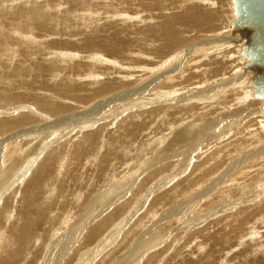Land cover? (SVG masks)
Segmentation results:
<instances>
[{
    "label": "rangeland",
    "instance_id": "rangeland-1",
    "mask_svg": "<svg viewBox=\"0 0 264 264\" xmlns=\"http://www.w3.org/2000/svg\"><path fill=\"white\" fill-rule=\"evenodd\" d=\"M232 19L230 0H0V264H264V154L243 157L263 109L230 129L263 100L219 86L237 47L198 52Z\"/></svg>",
    "mask_w": 264,
    "mask_h": 264
},
{
    "label": "water",
    "instance_id": "water-1",
    "mask_svg": "<svg viewBox=\"0 0 264 264\" xmlns=\"http://www.w3.org/2000/svg\"><path fill=\"white\" fill-rule=\"evenodd\" d=\"M233 19V38L244 42L242 50L247 59L245 67L255 76L250 79L254 87L253 97L262 99L264 114V0H230Z\"/></svg>",
    "mask_w": 264,
    "mask_h": 264
},
{
    "label": "bare ground",
    "instance_id": "bare-ground-1",
    "mask_svg": "<svg viewBox=\"0 0 264 264\" xmlns=\"http://www.w3.org/2000/svg\"><path fill=\"white\" fill-rule=\"evenodd\" d=\"M229 24H230V20H229V22H228ZM207 23H204L203 21H201L200 19H197L196 20V22H195V25H206ZM231 25V24H230ZM201 27V26H200ZM195 28V27H194ZM197 29L200 31V29L197 27ZM230 37H227V36H222V37H217V34H212V36H214L215 35V37L217 38H215V40H213L214 41V44L211 46L210 44H208V43H210L211 41H212V39L206 44L205 43V45H204V47L203 48H200V50L198 51V52H206V50L210 47V48H213V49H221L222 47H224L225 49H230V48H233V47H237V52L236 53H239V55L241 56V55H243V53H242V50L244 49V47H245V43L244 42H236L235 40H234V38H233V26L231 25V27H230ZM210 37V36H209ZM214 38V37H213ZM175 41H177V40H175ZM174 41V42H175ZM173 42V44H175L174 46H179V44H180V41L178 40L177 42H175L174 43ZM205 42V41H204ZM198 43V42H197ZM193 45V44H192ZM190 46L189 48L191 49V50H195V51H197V49H199V47L200 46H198V47H193V46ZM196 45V44H195ZM199 45V44H198ZM216 51V50H215ZM189 52H191V51H189ZM180 53V52H179ZM185 53V52H184ZM208 53H209V51H208ZM207 53V54H208ZM187 54V53H186ZM191 53H189L188 54V56L190 55ZM195 54H197V53H195ZM231 54V53H230ZM185 55V54H184ZM201 55V54H200ZM236 54L235 53H232L231 55H230V57H233V56H235ZM238 55V56H239ZM202 56V55H201ZM237 56V57H238ZM203 57V56H202ZM228 57H229V55H228ZM229 57V58H230ZM243 57V59H246L245 58V56L243 55L242 56ZM173 59V57L171 58V60ZM233 59V58H232ZM170 60V61H171ZM177 61V60H176ZM246 61H247V59L245 60V63H246ZM244 65V64H243ZM174 66H175V64H174ZM173 69V68H172ZM215 70H216V68H215ZM214 70V72H213V74L214 73H217L216 71ZM233 70V72H230V71H232ZM173 70H171V72H172ZM229 71V76L227 77V75H226V77L224 78V79H220V80H217V81H220L221 83H220V88H221V86L222 85H224V86H222V87H224V89H229L230 91H233V90H235L234 89V87H235V85H237V81L238 82H242L243 80L245 81H250V79L252 78V77H254L255 76V72L252 70V69H248V68H246L245 67V65L242 67V65L240 66V67H238V66H236L234 69L232 68L231 70ZM166 74V73H165ZM221 75V74H220ZM212 76V75H211ZM215 76H218V75H215ZM222 76H223V74H222ZM222 78V77H221ZM217 79V78H216ZM216 79H214L213 80V83H214V81L216 80ZM170 81V80H169ZM216 82V81H215ZM248 84V83H247ZM218 85V84H217ZM227 85H228V87H227ZM213 86H214V84H213ZM248 86L249 85H247V86H245V87H247L248 88ZM252 86V85H251ZM210 87H212V86H210ZM240 88V87H239ZM246 88V90H249V89H247ZM206 89V88H205ZM244 89V88H243ZM204 90V89H203ZM237 90V89H236ZM244 91V90H243ZM212 92H214V91H212ZM212 92H210V93H212ZM251 92V91H250ZM249 92V93H250ZM209 93V94H210ZM219 93L220 92H218V91H215V93H212V94H210V96L209 97H211V98H213V97H216V96H219ZM206 94V93H205ZM245 96H248V95H246L247 93H246V91H244V93H243ZM234 95H235V92H234ZM249 96H253V92L251 93V94H249ZM238 97V96H237ZM237 97L235 98V99H237ZM208 100V98H205V100ZM214 99V98H213ZM239 99V98H238ZM243 99V96H242V90L240 91V99L239 100H242ZM200 100H202V99H200ZM260 100V99H259ZM218 102V101H217ZM243 102V101H242ZM219 103H220V101H219ZM222 106V105H221ZM246 107H249V104H247L246 105ZM262 109V106L261 107H259V108H252V109H249V110H246V111H244L243 112V115H242V119L240 120V122L239 123H237V121H233L232 123H234L233 124V126L230 128V129H235V127L237 126H239V124H241V123H243V121H245L246 119H249L252 115H254V114H258L259 115V113H260V110ZM215 111V110H214ZM224 111H225V109H224ZM239 112V110H234V111H232L231 110V114L232 115H236L237 113ZM241 115V113H238V116L236 117V120H237V118L239 117ZM261 115H263V114H261ZM260 116V115H259ZM264 118V117H263ZM212 120H215V121H217V122H219V123H217V125L216 126H219L220 125V123L222 122V114L220 115V117L219 116H214V118L212 119ZM259 122H260V120H258ZM261 123V124H260ZM259 123V125H262V127H263V129H264V123L263 122H260ZM210 124H209V122L208 121H206L205 122V124H204V126L202 127V129L201 130H206L207 128H208V126H209ZM224 131H221V135H222V133H223ZM219 133V132H218ZM228 133V132H227ZM227 133H225V134H223V135H226ZM217 134V133H216ZM236 133H234L233 135H235ZM183 138V134H180V135H178V137H177V140H180V139H182ZM262 139V138H261ZM262 151V152H261ZM262 154H264V142L263 143H261L260 145H259V147H258V149H257V151L256 152H248V153H245L244 155H243V157H244V160H246V158H248L249 156H251V155H258L259 157L262 155ZM253 157H255V156H253ZM252 157V158H253ZM261 158V157H260ZM252 199V198H251ZM250 199V200H251ZM237 203V201L234 203V204H236Z\"/></svg>",
    "mask_w": 264,
    "mask_h": 264
}]
</instances>
